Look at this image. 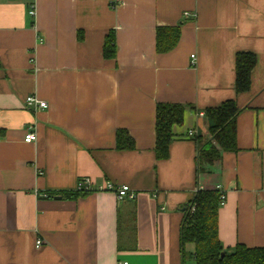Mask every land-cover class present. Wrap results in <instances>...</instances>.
Segmentation results:
<instances>
[{"label":"crops","instance_id":"0c3cea01","mask_svg":"<svg viewBox=\"0 0 264 264\" xmlns=\"http://www.w3.org/2000/svg\"><path fill=\"white\" fill-rule=\"evenodd\" d=\"M30 3L0 0V264H196L183 221L219 186L224 250L264 246V0H36L35 17ZM166 28L180 39L159 53ZM243 53L257 63L239 93ZM31 95L47 107H27ZM228 101L240 110L237 151L210 163L206 112ZM159 104L185 109L164 159ZM30 129L37 141L26 143ZM120 133L131 148L118 147ZM86 178L128 185L136 199L77 193Z\"/></svg>","mask_w":264,"mask_h":264},{"label":"trees","instance_id":"16d2710c","mask_svg":"<svg viewBox=\"0 0 264 264\" xmlns=\"http://www.w3.org/2000/svg\"><path fill=\"white\" fill-rule=\"evenodd\" d=\"M180 39L179 28L159 29L157 33V51H171ZM106 58L116 56V39L113 33L106 38L104 45ZM256 57L252 54H239L236 65V87L239 93L247 92L251 87V75L256 67ZM239 108L234 101L223 103L220 107L209 109L206 114L210 121V130L215 143L205 144L201 149V159L214 162L222 151H237L236 118ZM185 109L181 105L159 104L156 111V152L158 159L168 156L169 145L174 136V128L184 121ZM118 147L122 150L132 147L130 139L119 134ZM191 205H196L194 213L189 212ZM220 208L219 191L199 192L188 206L181 238L184 246L195 248L196 264H264V246L248 247L242 244L232 252L224 250L218 236Z\"/></svg>","mask_w":264,"mask_h":264},{"label":"built area","instance_id":"2783aa9c","mask_svg":"<svg viewBox=\"0 0 264 264\" xmlns=\"http://www.w3.org/2000/svg\"><path fill=\"white\" fill-rule=\"evenodd\" d=\"M31 3L29 4V15L32 17H35L36 15V0H30ZM188 13H185V16H188ZM192 59H195V56H192ZM195 62L193 61V64ZM25 104L27 107H36V108H46L47 103L45 101H41L38 99L36 96H29L25 100ZM200 116H205L204 113H200ZM189 136H194L195 132L190 131L188 133ZM24 141L26 143H33L37 141V134L32 131V129L28 130L27 133L25 134ZM95 191H108V192H113L116 194L117 198L119 201H133L136 199V193L133 191L128 185H123V186H116L113 183H105L104 185L100 187H95L94 183L86 178V179H81L76 187V192L77 193H91ZM217 191L220 193V206L223 207L226 203V192L222 189V187H217ZM196 210V205H191L189 208V212L194 213ZM42 245V242L39 240L37 241V246L40 247Z\"/></svg>","mask_w":264,"mask_h":264},{"label":"rangeland","instance_id":"374dc122","mask_svg":"<svg viewBox=\"0 0 264 264\" xmlns=\"http://www.w3.org/2000/svg\"><path fill=\"white\" fill-rule=\"evenodd\" d=\"M189 253H190V251H189Z\"/></svg>","mask_w":264,"mask_h":264}]
</instances>
